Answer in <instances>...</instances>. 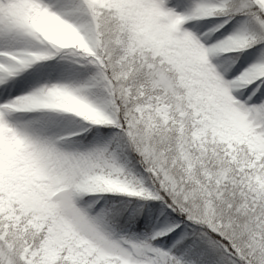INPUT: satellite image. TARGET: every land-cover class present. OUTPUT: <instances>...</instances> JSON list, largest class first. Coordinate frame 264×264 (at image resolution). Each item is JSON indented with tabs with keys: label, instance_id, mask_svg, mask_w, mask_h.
Instances as JSON below:
<instances>
[{
	"label": "snow or ice",
	"instance_id": "6c2138e0",
	"mask_svg": "<svg viewBox=\"0 0 264 264\" xmlns=\"http://www.w3.org/2000/svg\"><path fill=\"white\" fill-rule=\"evenodd\" d=\"M0 264H264V0H0Z\"/></svg>",
	"mask_w": 264,
	"mask_h": 264
}]
</instances>
